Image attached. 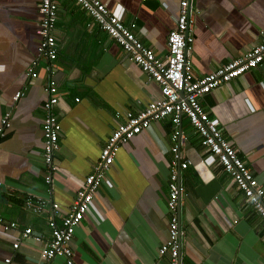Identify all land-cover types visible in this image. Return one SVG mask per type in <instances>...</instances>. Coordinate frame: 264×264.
Here are the masks:
<instances>
[{
	"label": "crops",
	"instance_id": "crops-1",
	"mask_svg": "<svg viewBox=\"0 0 264 264\" xmlns=\"http://www.w3.org/2000/svg\"><path fill=\"white\" fill-rule=\"evenodd\" d=\"M40 1L0 0V125L11 113V127L0 137V216L18 224L15 232H0V264L9 257L13 264H39L52 213L49 205L35 213L27 200L70 207L126 113L136 114L161 96L160 86L74 0H60L58 55L47 70L39 54ZM101 1L127 25L135 24L134 32L159 57L168 54L179 0ZM191 15L196 77L240 58L264 37V0H192ZM35 61L39 76L33 79L27 70ZM51 80L58 87L55 113L62 133L49 192L42 125L44 89ZM17 92H25L19 101ZM202 103L264 188V65L220 86ZM175 127L170 119L154 121L121 147L71 243L76 264H169L158 251L169 234ZM177 127L179 155L188 163L179 173L182 261L264 264L260 216L203 148L189 120L183 116ZM27 228L44 241L23 238ZM52 264L66 260L57 257Z\"/></svg>",
	"mask_w": 264,
	"mask_h": 264
},
{
	"label": "built area",
	"instance_id": "built-area-1",
	"mask_svg": "<svg viewBox=\"0 0 264 264\" xmlns=\"http://www.w3.org/2000/svg\"><path fill=\"white\" fill-rule=\"evenodd\" d=\"M88 13L99 27L114 40L127 54L128 59L137 64L148 76L149 80L160 86L161 96L150 102L146 108L136 114L127 112L124 121L118 123L102 148L93 171L77 191L70 207L63 210L59 203L43 199H28L26 205L35 213H43L47 205L51 208L48 227L50 239L40 254L39 264H52L57 257H63L66 264H76L71 243L76 230L81 226L85 216L90 211L91 203L102 186L121 147L135 136L150 128L152 122L170 119L177 127L183 116L191 123L201 140L203 148L214 157L218 165L232 179L237 188L242 191L247 202L260 216L264 223V188L241 159L237 150L225 138L222 129L205 110L202 99L220 86L228 84L248 71L264 65V37L254 44L240 58L221 65L214 72L202 77H196L190 58L194 43L191 7L192 0H179V13L175 28L168 36V54L163 58L146 46L134 32L135 24L127 25L123 18L111 12L101 0H74ZM60 0H41L39 5L41 38L39 54L47 62L46 69L52 71V63L57 59L58 46L55 28L58 21ZM262 35L263 32H262ZM38 61L28 68L27 75L37 78ZM47 99L43 104V160L46 166L45 183L49 192L53 189L56 165V154L60 149L61 123L55 113V107L60 97L55 80L45 86ZM25 92H17L15 101H19ZM79 101V99H77ZM11 127V113L8 112L1 121L0 137L5 136L6 129ZM175 127L172 149V171L169 181V234L168 240L159 248V256H167L169 264H184L182 261V231L180 223V196L184 188L179 182L181 169L188 167L182 162L180 152V132ZM60 217V219L58 218ZM59 219V220H58ZM18 230L16 222L6 221L0 216V232L4 235ZM25 239L32 238L42 243L43 237L31 228L23 230ZM14 249H19V242H14ZM6 264H13L12 258L5 259Z\"/></svg>",
	"mask_w": 264,
	"mask_h": 264
}]
</instances>
